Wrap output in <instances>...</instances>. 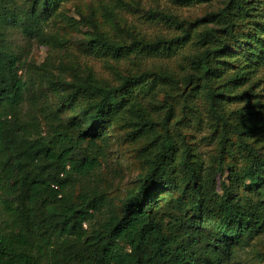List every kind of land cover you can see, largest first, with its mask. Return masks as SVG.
<instances>
[{
	"label": "trees",
	"instance_id": "trees-1",
	"mask_svg": "<svg viewBox=\"0 0 264 264\" xmlns=\"http://www.w3.org/2000/svg\"><path fill=\"white\" fill-rule=\"evenodd\" d=\"M57 2L35 0L31 9L16 11L7 0H0V264H230L233 248L243 245L242 235L254 231L257 224L264 225L259 205L251 194L244 197L236 193L238 185L250 193L264 195V154L248 141L254 135L264 134V115L257 111L241 113L231 122L223 104V93L214 86L220 77L215 58L226 50L227 35L232 34L231 37L244 44L237 39L234 29L249 15L251 0H225L222 7L209 14L214 25L202 30L194 22L166 14L181 33L163 41V48L171 49L174 41L191 39L198 45L199 50L189 60L188 72L176 78L167 72L145 71L124 77L116 86L84 80L73 86L64 99L66 104L74 106L79 97L86 100L80 111L82 121L75 119L71 125L55 130L54 138L49 141L33 137L19 121L29 83L20 74L23 55L9 44L7 26L18 27L26 36L37 37L47 44L50 39L44 34V25L48 8ZM37 4L41 6L38 8ZM254 39L264 47L262 40L256 36ZM88 45L102 57L129 59L133 54H144V49L158 48L155 46L159 44L134 41L132 45H124L95 34L89 38ZM257 48L252 47L251 54L258 57ZM160 78L181 89L178 95L183 98V112L191 111L195 96L205 94L215 130L221 128L219 171L223 175V154L230 150L227 144L233 145L230 135L235 133L240 138L238 147L243 150L245 167L240 174L230 171V185L223 181L218 210L223 220L215 238L204 239L184 227H165V218L160 215L158 204L166 197L158 194L167 186L171 191L180 190L178 170L187 174L185 189L192 193L188 201L180 196L169 200L167 208L181 211L180 214L189 206L200 210L197 219L178 220L180 226H188L204 216L207 224H213L208 217L215 214L211 203L217 198L207 184L212 177L190 160V148L180 150L171 135L169 121L175 114L177 97L166 91L160 125L144 105L143 100L150 98L151 102L157 98ZM128 114L135 116L140 124L139 137L149 140L141 149L152 151L149 167L138 191L125 200L123 212L109 214L98 228L87 232L84 223L96 212H103L107 198L90 189L81 193V200L75 203L64 190L72 174L85 177L99 168V158L104 152L97 141H104L110 123ZM84 141L88 143L82 147ZM230 152L235 155L234 150ZM246 180L249 183L242 186ZM244 199L246 207H242ZM198 225L197 222L194 226ZM181 228L186 230L180 231Z\"/></svg>",
	"mask_w": 264,
	"mask_h": 264
},
{
	"label": "rangeland",
	"instance_id": "rangeland-1",
	"mask_svg": "<svg viewBox=\"0 0 264 264\" xmlns=\"http://www.w3.org/2000/svg\"><path fill=\"white\" fill-rule=\"evenodd\" d=\"M34 1L7 0L16 11L31 9ZM224 2L225 0H59L56 6L48 8V18L44 25V34L50 39L47 44L41 43L37 37L26 36L18 27L7 26L9 44L23 55L20 74L29 83L25 102L19 110L20 123L33 137L50 141L54 138L55 130L71 125L75 119L82 121L80 111L86 106V100L79 97L74 106L66 104L64 99L73 86L84 80L116 86L122 83L124 77L145 71L167 72L176 78L185 75L189 60L199 48L194 39L181 43L174 41L171 49L163 48V41H169L181 33V29L165 15L194 22L202 30L214 25L209 21V14L216 12ZM40 6L37 4L38 8ZM250 7L249 15L244 16L234 29L237 39L244 44L231 37L232 34L222 35L225 36L227 48L215 58L220 77L215 80L214 86L223 93V104L231 122H235L241 113L257 111L264 115V47L254 39L256 36L264 45V0H251ZM95 34L110 37L114 42L124 45H132L134 41L158 42L159 45L151 50L144 49V54H133L129 59L102 57L88 45L89 38ZM250 40L255 42L250 44ZM252 47H258L255 55L258 54L259 58L251 54ZM159 81L157 98L151 102L150 98L143 100L144 105L160 125L164 116L163 100L166 91L177 97L175 114L169 121L171 135L177 140L180 150L190 148V160L196 163L198 169L212 177L207 184L217 197L211 203L215 206V214L208 217L213 224H207L204 221L207 217L204 216L196 222L191 221L193 224L180 226L178 220L197 219L200 210H193L189 206L180 214L181 211L167 208L169 200L180 196L188 201L190 192L192 193L190 189H185L187 174L178 170L180 190L171 191L170 186H167L158 194L161 198L166 197L158 204L160 215L163 214L165 218V227H184L204 239L207 236L215 238L223 220L218 212L224 189L223 181L230 185V171H238L240 174L245 167L243 150L238 147L240 138L235 133L230 135L233 145L227 144L230 150H225L223 154V175L219 171V163L222 162L221 128L215 130L214 118L208 113L209 102L205 94L195 96L191 111L183 112V98L178 95L181 89L171 85L170 80L163 81L160 78ZM139 127L136 117L130 114L110 123L104 141H97L104 152L99 158V168L85 177L72 174L70 184L64 190L65 193H70L71 200L75 203L81 200V193L90 189H96L107 198L108 204L103 212H96L91 220L84 223L87 232L98 228L109 214L120 215L125 200L140 188L152 151L146 150L151 145L147 146L146 151L141 150L149 140L139 137ZM158 129L161 130V127ZM248 141L260 154H264V134L254 135ZM87 143L88 141H84L82 147ZM233 150L235 155L230 152ZM7 159L8 157L4 160ZM179 168L178 165L177 169ZM248 183L249 180H246L242 186ZM236 193L244 197L251 194L250 197L259 205L264 219V195L250 193L238 185ZM246 206L247 200L244 199L242 207ZM169 212H173V215L170 216ZM203 213L206 215V210L203 209ZM197 222L199 225L195 227ZM184 228L180 231L186 230ZM255 229L242 235L243 245L233 248L230 264H264V225L257 224ZM255 253H259V256Z\"/></svg>",
	"mask_w": 264,
	"mask_h": 264
}]
</instances>
